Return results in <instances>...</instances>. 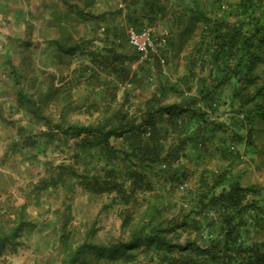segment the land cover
Here are the masks:
<instances>
[{
  "label": "trees",
  "instance_id": "trees-1",
  "mask_svg": "<svg viewBox=\"0 0 264 264\" xmlns=\"http://www.w3.org/2000/svg\"><path fill=\"white\" fill-rule=\"evenodd\" d=\"M48 1L41 0L39 5L51 9ZM59 1L64 8L54 3L51 19H43V9L38 14L42 19L34 13L37 22L57 30V38L38 39L37 22L34 25L31 19L22 34L21 46L29 55L24 62L26 77L21 79L35 92L28 95L21 90L18 101L26 117L41 129L35 132L31 124L29 128L18 124L23 113L0 110V117L4 116L6 128L16 126L20 132V138L11 142L14 152L33 151L45 140L44 144L70 145L66 154L71 151L72 162L50 163L48 174L32 185L23 204L1 209L0 254L6 249L16 252L24 233L38 224L28 214L31 205L41 209L44 199L56 195L63 216L60 264H264V244L249 237L253 220L263 209L248 194L258 189L243 187L233 167L218 174L212 186L190 190V211L180 217L162 218L158 205L150 202L140 212L144 204L137 196L150 189V172H171L186 153L200 158L202 164L207 162L206 144L229 129L213 122L208 107L216 113L218 106H250L252 117L244 121L264 120V0H231L227 10L223 9L227 0ZM102 5L106 8L100 13ZM100 24L101 34L96 32ZM164 26L174 32V40L192 44L191 53L184 56L187 75L180 80L184 84L163 75L158 59L156 78L155 62L142 73L128 68L138 60L128 29L153 27L156 34ZM62 65L72 72H63ZM53 68L56 72L49 70ZM143 85L152 91L148 100L140 102L131 92ZM78 88L84 89L76 99ZM170 91L179 100L164 104ZM76 108L89 112L94 120L72 121L69 112ZM49 109H57V115ZM165 114L178 135L168 149L167 131L159 124ZM232 125L236 134L245 127ZM249 127L251 134L253 125ZM174 173L170 180L185 185ZM78 183L90 196L107 195L111 202L104 209L119 206L118 238L96 240L97 220L90 224L85 218L71 224ZM112 194L116 196L111 198ZM178 229L195 233L196 238H187L183 244L169 238L173 233L181 236Z\"/></svg>",
  "mask_w": 264,
  "mask_h": 264
},
{
  "label": "rangeland",
  "instance_id": "rangeland-1",
  "mask_svg": "<svg viewBox=\"0 0 264 264\" xmlns=\"http://www.w3.org/2000/svg\"><path fill=\"white\" fill-rule=\"evenodd\" d=\"M200 1V0H199ZM227 0L224 4V9L227 10L228 2ZM49 7L51 9L45 10L43 6H39L43 9L44 16L43 19H51L52 6L58 4L60 8H64L62 3L58 0H49ZM84 6V4H82ZM103 8V9H102ZM106 6L102 5L99 7V12L102 13ZM223 13H218V16L221 17ZM42 19L41 16H38ZM53 17V16H52ZM34 19H38L34 17ZM230 20H234L231 18ZM102 25L98 26L97 33L101 34ZM157 36H164L168 34V47L169 50L166 53V66L162 67L159 64L160 72L165 75L168 79H171V82L174 83H183L180 81L184 79L187 75L186 70V61L184 56L190 54L192 49V44L188 41L184 45V41L174 38V32L170 31L167 27L164 26V29L156 31ZM76 38H79L80 35H76ZM89 37L91 35H88ZM87 37V35H86ZM131 66V65H130ZM156 70L153 71L154 78L156 75H159V67L157 68V63H154ZM76 67V65H73ZM149 69V64H140L137 67L131 66V70L143 72V70ZM61 70L65 73L72 72L68 65H62ZM74 77V72L70 74ZM155 83H159L154 81ZM146 84V83H145ZM198 83L192 81V86L194 88L198 87ZM156 85V84H155ZM84 89V88H83ZM83 89H76V99L81 97L78 93H81ZM152 89L148 86H139L132 90L131 94L136 100L144 102L148 100L151 96ZM80 100V99H78ZM179 100V97L174 91H170L166 98H163L164 104H169L172 101ZM76 107V105H74ZM78 107V103H77ZM240 108V109H239ZM49 109L51 115H57V109ZM244 110L243 112H240ZM209 116H215L216 122L219 124H245V127L239 128V134H236L234 128L229 132L223 131L219 137H214V140L206 144L207 154H205L206 163L202 164L200 158L186 153L180 161L171 166V172L161 174L156 172H150L148 176L149 182L152 184L150 189L145 188L143 191L137 193L138 200H140L142 207L139 206L140 212L147 206V203H152L158 205L159 215L165 219H171L172 217L178 215L179 217L183 212L190 211L189 207V197L190 190H196L198 188H206L207 186H212L217 179L218 174H223L227 172V167L235 170V177H238L240 183L243 187L256 186L257 191L255 193H249L248 197L253 201H256L259 206H261L262 213L257 220H253L255 224L250 227L249 237L251 240H258L264 244V141H261L262 144H259L256 140L252 141V133H245V130L249 125H258L264 124V120L257 117L253 124H248L250 120L244 121L246 118H250L252 113L251 107H246L241 109L239 104L235 106H218L217 112L214 113L210 108H207ZM165 118L162 122H159L162 129L167 133L165 137V148L168 149L173 144L177 142L178 135L171 126L167 115H164ZM89 112L79 111V109H72L69 112V119L80 120L82 122L94 120L90 118ZM239 120V121H238ZM242 121V122H241ZM241 122V123H240ZM25 126V125H22ZM26 127L29 128V125L26 124ZM256 132L264 138V125L257 126ZM31 129L35 132H39L41 127L37 124H31ZM31 129H27L28 132H33ZM254 129V127H253ZM230 133V135H229ZM242 134L247 135L248 137H242ZM255 134V133H254ZM3 139L0 140V213L1 209L5 206L8 207L12 204L21 205L25 202L26 196L29 194L34 183H37L42 177L47 175V170L50 168V163L53 166H57L63 162L71 164L69 154L67 149L70 145L66 144H44L37 147V149L30 151L28 149L18 150L16 153L11 148L12 140L20 138V132L16 126L12 128H7L2 132ZM245 140V141H244ZM252 141L253 145H252ZM247 142L246 149L249 151L245 152L244 143ZM256 149V150H255ZM66 150V151H65ZM260 155L262 158H259ZM245 156V157H243ZM198 158V159H197ZM49 162L48 165H46ZM186 169L187 171H185ZM207 169V170H206ZM174 170L178 172V175L185 180V185L178 186L175 181L170 180L169 175L175 174ZM185 171V173H184ZM207 171V172H205ZM205 173H209L205 175ZM188 174V175H187ZM260 178L263 181H260ZM254 182H257L255 185ZM131 182L127 181L126 187H130ZM257 193V194H256ZM75 201L72 207L73 219L71 224L73 226L78 224V221L87 218L89 223H94V220L98 222L95 225L96 232L94 233L95 239L99 241H109L113 238H118L121 235V224L122 218H120L119 212L120 208L118 205H113L107 209H104L111 201L107 195L102 196H90L84 191L82 185L78 183ZM116 194L110 195L112 198ZM62 206L60 202L56 201V195L53 198H48L43 200V206L41 209L38 207H31L28 210L30 218H33L38 222L35 227L30 228L22 237L23 245L20 246L16 252L12 249H6L4 253L0 254V264H60L59 260L60 250H61V236H62ZM41 212V213H40ZM253 214L257 215L258 212L255 211ZM80 221V222H81ZM43 222V224H41ZM251 222V221H250ZM258 225L259 227H256ZM177 233H180L181 236L177 234H170L171 239H174L176 242L183 244L187 238L194 239L196 238L195 233L189 231H184L181 229L177 230ZM246 237V233H242ZM264 249V247H263ZM144 256H142L143 258ZM114 261L113 263H115ZM108 264V263H106Z\"/></svg>",
  "mask_w": 264,
  "mask_h": 264
},
{
  "label": "crops",
  "instance_id": "crops-1",
  "mask_svg": "<svg viewBox=\"0 0 264 264\" xmlns=\"http://www.w3.org/2000/svg\"><path fill=\"white\" fill-rule=\"evenodd\" d=\"M39 3H41V0H32L31 4L27 0H0V110L9 113H23L24 117L18 124H32L31 118L26 117V113L21 109L18 101L21 90L28 95L35 92L33 89L28 90V84L24 82L25 79H21L26 77L24 62L29 55L28 51L22 49L21 45L24 42L22 34L26 32L27 24L30 26L27 23L28 20L31 19L34 25L35 22L39 21V19H32L34 13L39 16L38 14L42 10ZM121 20L123 21V19ZM37 25L38 28L35 27V30L38 39L57 38L59 36L57 30L48 24L37 22ZM119 51L122 50L119 49ZM134 66L136 65L134 64ZM128 68L131 69V66L129 65ZM49 70L56 72L54 68ZM3 118L4 116L0 117V140L3 139L2 132L7 129ZM259 125L263 126L264 124L253 125L252 141L256 140L259 144H262L261 141H264V138L256 132ZM249 130L250 127H247L245 133ZM247 137L246 135L245 138ZM259 158H262V156L260 155ZM260 181L263 180L260 178ZM254 184L256 185L257 182H254Z\"/></svg>",
  "mask_w": 264,
  "mask_h": 264
},
{
  "label": "built area",
  "instance_id": "built-area-1",
  "mask_svg": "<svg viewBox=\"0 0 264 264\" xmlns=\"http://www.w3.org/2000/svg\"><path fill=\"white\" fill-rule=\"evenodd\" d=\"M123 7V3H119ZM129 43L133 49L139 53V62H148L154 58H159L161 63H165L164 50L167 48L168 34L157 36L153 27L137 29L130 27L127 31Z\"/></svg>",
  "mask_w": 264,
  "mask_h": 264
},
{
  "label": "clouds",
  "instance_id": "clouds-1",
  "mask_svg": "<svg viewBox=\"0 0 264 264\" xmlns=\"http://www.w3.org/2000/svg\"><path fill=\"white\" fill-rule=\"evenodd\" d=\"M224 7V6H223ZM224 9V8H223ZM228 9V8H227ZM225 10V9H224ZM169 41V40H168ZM167 46H168V43H167ZM133 49V48H132ZM135 50V49H134ZM169 50V47L168 48H166L165 50H164V57H165V63H166V61H167V58H166V53H167V51ZM136 51V50H135ZM137 52V51H136ZM137 54H138V60L136 61V63H135V65H136V67L138 66V65H140V64H145V63H148L149 65H153V63L158 59L159 60V62H160V64H161V66L162 67H165L166 66V64L165 63H161V61H160V59L159 58H154V59H152V60H150V61H148V62H144V63H140L139 62V58H140V56H139V53L137 52ZM210 118L213 120V122H216V117L215 116H212V115H210ZM227 126H229V129H227V131L229 132L232 128H233V125L232 124H226ZM229 135H230V133H229ZM245 141V140H244ZM250 142H252V141H250ZM247 144V142L246 143H244V150H245V152H247V151H249V149H246L245 148V145ZM252 145H253V142H252ZM247 146V145H246ZM243 157H245V156H243Z\"/></svg>",
  "mask_w": 264,
  "mask_h": 264
}]
</instances>
